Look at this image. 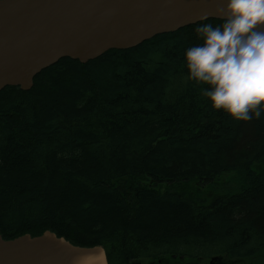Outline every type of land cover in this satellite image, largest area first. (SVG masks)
Wrapping results in <instances>:
<instances>
[{
    "label": "trees",
    "instance_id": "obj_1",
    "mask_svg": "<svg viewBox=\"0 0 264 264\" xmlns=\"http://www.w3.org/2000/svg\"><path fill=\"white\" fill-rule=\"evenodd\" d=\"M222 22L1 90L3 237L50 230L110 264H264V116L212 108L183 58Z\"/></svg>",
    "mask_w": 264,
    "mask_h": 264
},
{
    "label": "water",
    "instance_id": "obj_2",
    "mask_svg": "<svg viewBox=\"0 0 264 264\" xmlns=\"http://www.w3.org/2000/svg\"><path fill=\"white\" fill-rule=\"evenodd\" d=\"M225 0H0V91L30 90L62 58L87 63L159 34L225 17ZM206 17V19H205ZM220 258H213L216 264ZM0 264H109L106 248L73 244L50 230L5 239Z\"/></svg>",
    "mask_w": 264,
    "mask_h": 264
},
{
    "label": "clouds",
    "instance_id": "obj_3",
    "mask_svg": "<svg viewBox=\"0 0 264 264\" xmlns=\"http://www.w3.org/2000/svg\"><path fill=\"white\" fill-rule=\"evenodd\" d=\"M219 25H198L185 49L188 79L212 108L242 121L264 116V0H225ZM206 19V17H205ZM206 86V87H205Z\"/></svg>",
    "mask_w": 264,
    "mask_h": 264
}]
</instances>
